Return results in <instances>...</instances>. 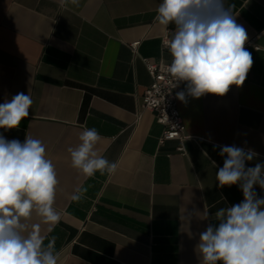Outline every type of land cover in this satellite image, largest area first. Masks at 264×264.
Masks as SVG:
<instances>
[{
    "label": "crops",
    "instance_id": "obj_1",
    "mask_svg": "<svg viewBox=\"0 0 264 264\" xmlns=\"http://www.w3.org/2000/svg\"><path fill=\"white\" fill-rule=\"evenodd\" d=\"M160 3L0 0V104L21 92L33 100L20 126L0 134L40 139L55 166L60 219L48 224L33 214L27 224L39 226L45 244L55 238L58 264H201L200 233L217 223L216 211L244 199L238 185L218 186L225 157L217 146L254 150L247 167L264 163V0H227L253 59L243 85L178 100L192 139L164 146L165 127L142 107L152 83L143 59H172L162 47L172 26L155 22ZM85 127L98 130L95 150L118 162L115 174L86 177L72 167L68 149ZM81 187L87 191L73 201ZM255 191L264 197V189Z\"/></svg>",
    "mask_w": 264,
    "mask_h": 264
},
{
    "label": "clouds",
    "instance_id": "obj_2",
    "mask_svg": "<svg viewBox=\"0 0 264 264\" xmlns=\"http://www.w3.org/2000/svg\"><path fill=\"white\" fill-rule=\"evenodd\" d=\"M68 3L78 5L79 0H60L62 7ZM233 9L227 0H161L155 22L166 30L172 26L165 41L172 58L166 71L174 87L185 84V90L176 93L181 102L187 96H223L231 86L243 85L253 59L245 48L247 32L236 22ZM32 104L31 96L23 92L5 99L0 104V128H18ZM100 139L96 128L85 127L79 145L68 149L72 167L86 177L97 172L113 175L118 169V162L95 150ZM217 147L225 157L216 172L218 186L238 185L244 199L216 211L217 223L200 233L201 264H264V197L255 191V186L264 189V163L246 166L258 156L250 148ZM58 184L55 166L40 139L26 135L24 142L9 141L0 134V264H58L55 238L45 244L39 226L29 230L27 224L33 214L48 224L59 221L54 207ZM86 191L77 188L71 199L79 202ZM196 214L187 213L185 222ZM203 216L207 219L208 212Z\"/></svg>",
    "mask_w": 264,
    "mask_h": 264
},
{
    "label": "built area",
    "instance_id": "obj_3",
    "mask_svg": "<svg viewBox=\"0 0 264 264\" xmlns=\"http://www.w3.org/2000/svg\"><path fill=\"white\" fill-rule=\"evenodd\" d=\"M169 38V33L162 38L163 51H167L165 41ZM141 42L131 44L132 49L137 52ZM143 62L146 65L148 72L152 77V83L147 88L142 97V107L146 110L154 112L159 123L165 130L159 142L160 146H164L166 142L173 140L186 141L192 139L187 134V129L183 116L179 109V102L176 98L177 87L174 79L169 76L166 68L170 63L156 62L153 59L144 58ZM179 152L186 153L183 146L178 148Z\"/></svg>",
    "mask_w": 264,
    "mask_h": 264
}]
</instances>
